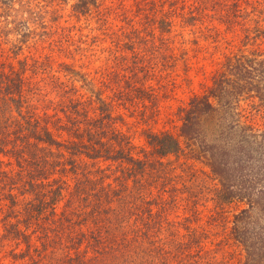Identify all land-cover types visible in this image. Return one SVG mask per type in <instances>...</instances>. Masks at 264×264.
I'll return each instance as SVG.
<instances>
[{
    "label": "trees",
    "instance_id": "1",
    "mask_svg": "<svg viewBox=\"0 0 264 264\" xmlns=\"http://www.w3.org/2000/svg\"><path fill=\"white\" fill-rule=\"evenodd\" d=\"M56 1L60 6V0H44L36 11L31 0H0V18H4L0 31H16L22 48L31 31L45 26L44 15ZM112 2L105 0L106 13L120 16ZM205 2L189 6V24L205 22ZM102 4L80 0L75 9L85 13L95 6L105 26L108 15L104 16ZM230 9L221 14V20L233 29L245 11L238 2ZM254 10L256 15L263 13ZM165 15L160 21L167 25L171 21ZM254 21L253 27L243 23L239 43H230L223 52L213 84H206L203 93L179 107L180 133L146 131L143 144L117 128L125 116L116 110L129 100L144 97L146 89L139 84V74L145 71L148 76L154 63L164 59L161 47H170L167 39L158 44L154 36L148 37L151 32L146 28L135 26L110 32L104 27L103 33L92 35L94 43L102 34L110 37L109 45L100 48L107 53L104 62L94 72L63 61L59 65L63 77L55 71L48 73L63 92L59 115L38 111L30 100L35 87L41 86L28 76L27 58L19 60V67L10 63L8 69L0 62V90L9 95L0 99V242L6 238L16 242L11 256L22 264H168L172 259L178 264H197L200 259L204 260L201 264H219L203 254L208 251L200 243L199 248L195 245L197 252L186 249L197 243L193 237L175 242L170 229L165 232L168 237L161 234L168 227L157 221L155 206L160 203L148 193L162 196L169 192L161 179L168 163L163 159L169 155L183 153L199 159V151L207 155L213 151L215 166L220 146L203 144L197 128L200 118L223 105L238 109L241 99L264 90V28L259 18ZM43 64L47 73V60ZM225 95L235 100L225 99ZM248 129L255 128L247 125L240 135L245 137ZM233 196L234 191L227 187L221 194L227 201ZM168 224L170 228L174 225Z\"/></svg>",
    "mask_w": 264,
    "mask_h": 264
},
{
    "label": "rangeland",
    "instance_id": "2",
    "mask_svg": "<svg viewBox=\"0 0 264 264\" xmlns=\"http://www.w3.org/2000/svg\"><path fill=\"white\" fill-rule=\"evenodd\" d=\"M31 1L36 11L44 5V0ZM79 1L60 0V6L57 1L53 3L45 10V26L42 24L31 31L22 48L16 31H0V62L8 69L10 63L19 67V60L27 58L28 76L41 86L35 87L30 100L38 105V111L59 115L62 114L63 92L50 81L48 73L55 71L63 77L59 66L63 61L85 72H94L104 62L107 53L100 48L109 45L110 37L104 38L102 34L99 42L94 43L92 35L103 33L104 27L110 32L135 26L146 28L151 32L148 37L154 36L158 44L162 38L167 39L170 47H161L164 59L160 58L159 64L154 63L148 76L145 71L139 74V84L146 89L144 97L129 100L127 105L116 110L125 116V122L119 123L117 128L131 134L138 144L145 143V133L150 130H170L178 135L181 127L179 107L186 105L193 95L203 93L206 84H213V74L223 52L228 50L230 43L238 44L243 35V23L253 27L256 25L254 19L259 18L264 28V0H206L202 5L207 14L205 22L197 20L193 24L188 21L189 6L200 5V0H106L113 1V8H119L120 16H114L113 12L112 16L107 14L105 0H97L103 3L104 16L108 15L105 26L95 6L79 13L75 9ZM235 2L245 13L238 19L240 24L229 29L221 20V14L230 11ZM254 8L263 13L256 15ZM115 12L118 13L116 8ZM164 14L171 23L162 24L160 18ZM3 26L1 22L0 29ZM208 28H212L211 31ZM172 53L175 58L171 57ZM46 60L47 73L43 70ZM262 86L264 88V83ZM4 96L9 97L6 91L0 90V99ZM224 98L234 97L225 95ZM238 105V109L223 105L218 111L200 118L197 128L203 144L220 146L215 166L214 158L211 160L213 151H208L209 155L199 151V159L183 153L169 155L163 159L168 163L161 177L168 184L169 192L161 193L162 196L157 192L156 195L148 193V196L160 203L155 206L157 221L168 227L161 234L170 229V238H175V242L180 238L189 240V237L197 240L186 249L191 247L194 251L200 243L201 248L208 251L203 254L209 259L214 257L219 264H264V90L253 98L241 99ZM250 124L255 129H248L246 136H241L243 127ZM226 187L234 191L230 201L221 198ZM172 194L176 196L173 201ZM168 222H173L172 228ZM165 236L168 237L167 233ZM15 243L8 238L0 242V264L23 263L11 256ZM172 260L168 264H172ZM201 263L203 259L197 264Z\"/></svg>",
    "mask_w": 264,
    "mask_h": 264
}]
</instances>
